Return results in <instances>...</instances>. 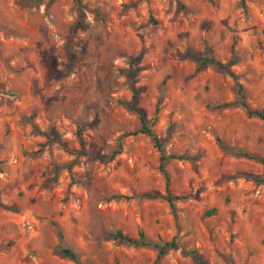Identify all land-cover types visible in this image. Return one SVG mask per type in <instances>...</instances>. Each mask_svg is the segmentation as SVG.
<instances>
[{
    "label": "rangeland",
    "instance_id": "1",
    "mask_svg": "<svg viewBox=\"0 0 264 264\" xmlns=\"http://www.w3.org/2000/svg\"><path fill=\"white\" fill-rule=\"evenodd\" d=\"M80 4L0 0V264H154L116 230L175 238L157 264H264V166L241 154L264 157V119L234 103L239 83L264 111V0ZM233 55L232 74L196 58ZM131 57L137 107L188 157L166 165L174 210L143 196L165 179L152 138L131 133Z\"/></svg>",
    "mask_w": 264,
    "mask_h": 264
},
{
    "label": "trees",
    "instance_id": "2",
    "mask_svg": "<svg viewBox=\"0 0 264 264\" xmlns=\"http://www.w3.org/2000/svg\"><path fill=\"white\" fill-rule=\"evenodd\" d=\"M75 1L78 4L79 12H81L80 0H75ZM196 58L199 61L200 65H213V66L217 67L218 69L225 71L229 74H232V72L230 70V66L236 62V56L235 55H233L232 58L229 61H227L226 63H218L213 57H210V56H196ZM136 59H137L136 57H131L129 60L130 70H129L128 76H129V79L131 82L130 87L132 90V98H131V101L126 102L125 105L127 106V108L129 110L134 111L138 114V117L140 119V127L131 133L133 134V133L140 132V133L147 134L152 138L153 143L159 152V170L161 171V173L163 174L164 179H165V192L164 193H160L157 191H147V192L143 193V196L145 198H148V199H157V198L164 199L170 205L171 209L174 210L175 200L178 199V196L173 195L169 190L170 180H169V175H168V172L166 169V165L169 163V161L171 159H185L188 157L186 155H183V154L176 155V154L166 153L164 150V147H163V141L151 130L150 125L146 121L143 112L137 107V105H136L137 104V96H138V92H139L140 88H136L133 85V80H134L133 77L135 74V69L132 68L134 66ZM235 95H236V99H235L234 103L243 107L248 116H257L261 119H264V111L252 109L247 104V102L245 101L243 88L239 83H236ZM227 105H229V103L220 104L218 107L227 106ZM77 135H78V138L80 141V145L83 149L84 148V140L81 137L80 128H78ZM42 147H43V144H41L40 149ZM117 152H118L117 150H113L109 154L101 155V157L104 158L106 161H110L117 154ZM241 154L244 156L250 157V158H252V157L256 158L264 166V157H256V156H253L252 154L245 153V152H241ZM253 179L256 181H263L264 182V178L261 179V178L255 176V177H253ZM214 212H215V209H210L207 211V214H213ZM58 236L62 237V234L60 231H58ZM110 237L117 240L118 242H124V243H128V244H131L134 246H147V247L153 248L156 251V258H155L154 264H157L160 257L166 251L173 249L177 246V241L175 240V238L168 240V241L153 240L151 238H148L145 235V233L141 230L137 233V237L126 235L121 230H116L115 232L111 233ZM61 254L64 257L77 262L76 253L68 247H62L61 248ZM194 259H195L196 264H211L209 262L204 261L202 256L198 253H194Z\"/></svg>",
    "mask_w": 264,
    "mask_h": 264
}]
</instances>
